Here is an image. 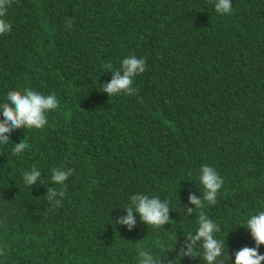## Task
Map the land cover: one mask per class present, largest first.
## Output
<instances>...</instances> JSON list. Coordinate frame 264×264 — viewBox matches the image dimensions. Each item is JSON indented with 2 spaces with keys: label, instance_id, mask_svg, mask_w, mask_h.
Masks as SVG:
<instances>
[{
  "label": "trees",
  "instance_id": "1",
  "mask_svg": "<svg viewBox=\"0 0 264 264\" xmlns=\"http://www.w3.org/2000/svg\"><path fill=\"white\" fill-rule=\"evenodd\" d=\"M231 3L221 15L212 0H13L0 104L33 88L59 105L43 129H13L0 144V264H139L138 248L158 257L174 245L171 264H204L176 256L198 226L186 214L190 193L203 194L202 165L224 181L203 209L220 227L224 264L255 247L242 225L264 211V0ZM130 55L146 60L138 91L110 98L102 65ZM21 139L29 148L13 155ZM33 166L41 177L29 187ZM55 167L74 171L53 207ZM137 193L168 200L171 222L154 229L134 213L131 230L116 224Z\"/></svg>",
  "mask_w": 264,
  "mask_h": 264
},
{
  "label": "clouds",
  "instance_id": "2",
  "mask_svg": "<svg viewBox=\"0 0 264 264\" xmlns=\"http://www.w3.org/2000/svg\"><path fill=\"white\" fill-rule=\"evenodd\" d=\"M13 0H0V35L11 31V24L5 19L8 8ZM215 11L218 14H231L233 11L231 0H212ZM72 20L69 19L67 26L71 27ZM104 72L112 71V79L102 84L100 90L106 92L111 98L116 95H133L138 90L133 87V80L138 74L146 70L145 58H137L130 55L121 62V67L114 69L111 62L102 65ZM59 101L55 94H42L33 88L21 90H10L7 93V102L0 104V144L7 145L10 142L8 133L13 129H43L48 124L47 113L58 108ZM29 144L21 139L14 143L12 147L13 155H21ZM71 168L55 167L51 169L50 182L53 185H61L59 190L55 187L47 188L45 193L47 201L53 206L61 204L60 199L65 195V181L73 174ZM41 177V172L35 166L22 174L23 183L32 187L36 185ZM199 181L203 186V194L197 197L195 194L189 195V202L195 207H187V214L197 212V228L195 232L185 234L180 250L176 256L200 257L204 264H224L225 244L217 238L220 232L219 225L209 218L203 211L205 203L214 205L217 203V194L224 181L214 167L202 165ZM126 215L117 217L116 224L126 225L131 230L136 224L137 219L134 213L139 215L141 221L154 229L164 227L171 222L169 215L170 206L168 200H161L159 196H149L144 193H137L130 197V202L124 209ZM198 210V211H197ZM250 230L251 237L255 241V247L244 246L234 253V264H261L264 261V254H260L258 249L264 244V211L251 215L242 225ZM177 243V242H176ZM175 246V245H174ZM172 248H162L160 256H154L151 251L140 247L137 249L139 264H171L172 259L167 258V252ZM228 258L231 259L228 251Z\"/></svg>",
  "mask_w": 264,
  "mask_h": 264
}]
</instances>
